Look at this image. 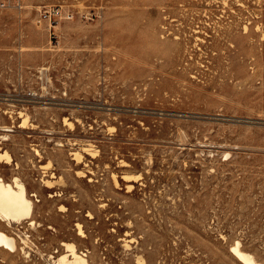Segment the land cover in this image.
I'll return each mask as SVG.
<instances>
[{
	"label": "rangeland",
	"instance_id": "374dc122",
	"mask_svg": "<svg viewBox=\"0 0 264 264\" xmlns=\"http://www.w3.org/2000/svg\"><path fill=\"white\" fill-rule=\"evenodd\" d=\"M41 4L74 17L51 34ZM0 152L36 222L0 221L18 244L0 264L64 241L93 264H245L237 241L264 262V0L0 11Z\"/></svg>",
	"mask_w": 264,
	"mask_h": 264
},
{
	"label": "bare ground",
	"instance_id": "6f19581e",
	"mask_svg": "<svg viewBox=\"0 0 264 264\" xmlns=\"http://www.w3.org/2000/svg\"><path fill=\"white\" fill-rule=\"evenodd\" d=\"M81 149L84 151L91 150L90 147L86 146ZM73 154L77 160H80L83 156L82 152L79 150H76ZM4 159L6 160L5 162L10 163L9 156L4 152H0V161ZM3 176L0 174V221H5L8 225L12 226L15 222H22L27 219L33 227H36V222L33 220L35 203L31 198L27 185L18 176L13 177L10 181L6 180ZM124 176L127 180H132L131 174H126ZM46 186L52 187L53 184L50 180H47ZM129 188L131 189L130 185ZM78 228L82 233L83 229L80 223H78ZM29 239L30 238L24 237L22 238V241L23 243L28 244ZM62 244L66 248L65 252L60 254L54 260L52 259L53 264H93L87 258L85 252L78 251L77 245L74 242L64 241ZM0 245L12 251H15L18 246L15 236L4 230H0ZM231 249L245 264H264L263 261L256 259L252 253L244 250L241 247L240 241H237ZM143 258L140 256L138 260L143 262Z\"/></svg>",
	"mask_w": 264,
	"mask_h": 264
},
{
	"label": "built area",
	"instance_id": "2783aa9c",
	"mask_svg": "<svg viewBox=\"0 0 264 264\" xmlns=\"http://www.w3.org/2000/svg\"><path fill=\"white\" fill-rule=\"evenodd\" d=\"M26 7V0H0V11L8 9L23 10ZM74 13L60 4H41L36 6V21L44 23L51 29V34L55 33L56 28L63 21L70 20Z\"/></svg>",
	"mask_w": 264,
	"mask_h": 264
}]
</instances>
